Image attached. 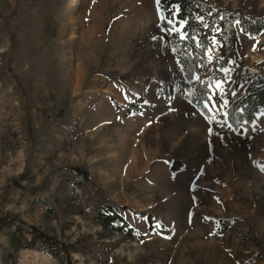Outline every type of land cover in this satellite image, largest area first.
Listing matches in <instances>:
<instances>
[{
  "label": "rangeland",
  "instance_id": "obj_1",
  "mask_svg": "<svg viewBox=\"0 0 264 264\" xmlns=\"http://www.w3.org/2000/svg\"><path fill=\"white\" fill-rule=\"evenodd\" d=\"M221 1L231 7L238 3ZM258 7L264 9V0H258ZM53 9L43 16L27 1L0 0V67L9 74L0 81V210L54 234L70 254L21 249L8 264H264V113L251 122L250 134L240 126L226 135L224 154L214 138L213 156L204 169L207 183L184 193L172 165L184 161L183 139L176 131L179 120H195L188 95L196 79L186 81L174 55L171 35L183 37L175 8L161 17L157 0H59ZM161 19L168 24L160 25ZM239 56L264 76L258 66L264 62V34L239 31ZM214 57L208 54L209 65ZM224 78L210 84L212 92H224L228 72ZM68 97L74 98L69 120L59 122L42 112ZM164 99L170 102L163 104ZM133 103L140 109L127 113ZM165 108L171 113L150 122L152 111ZM206 110L215 135L221 132L217 129L227 131L217 108ZM202 135L191 137L200 139L199 149L205 146ZM188 147L193 149L192 142ZM162 158L171 159L170 172L157 171ZM220 161L229 170L224 179L216 173ZM68 165L88 170L133 227L134 237L103 228L95 217L90 184L66 182L59 189L60 176H75ZM43 179L48 191L31 194L20 187ZM217 181L228 196L221 200V212L211 206L208 211L229 216L231 226L217 233V246L211 248L203 235L186 231L196 224L211 226V215L203 221L197 214L207 208L195 209L190 221L185 215L188 193L207 202L213 191L221 195L215 191ZM160 226L170 233H160ZM6 233L0 232V264Z\"/></svg>",
  "mask_w": 264,
  "mask_h": 264
},
{
  "label": "trees",
  "instance_id": "obj_2",
  "mask_svg": "<svg viewBox=\"0 0 264 264\" xmlns=\"http://www.w3.org/2000/svg\"><path fill=\"white\" fill-rule=\"evenodd\" d=\"M24 1L33 5L36 12L43 16L52 14L53 6L59 2V0ZM158 7L161 17L167 10L175 8L176 19L182 23L183 37L178 38L177 33L171 37H174L175 58L186 81L196 79L191 87L190 100L193 105L207 115L204 101L212 97L209 106L217 108L216 117L220 119L224 130L243 126L247 134H250L251 122L258 113H264V76L258 70L245 66L240 58L239 31L253 36L264 34V9L258 7V0H238L235 7L225 5L221 0H160ZM165 23L167 22L164 19L160 20V25ZM11 38L13 41V37ZM209 53L215 56L210 65L207 59ZM258 66L264 68V62ZM224 71L229 73L230 80L226 82L224 92L218 95L217 92H212L210 84L215 79L225 82ZM201 75H206L203 80L198 79ZM8 76L6 69L0 67V81L8 79ZM241 84L244 85L243 90L233 98L232 93L238 91ZM73 101L72 97L62 98L49 109H42V112L46 117L65 122L70 119V105ZM137 105L138 103H133L127 106L126 112L139 110ZM180 166L181 164L177 165L174 160L172 170ZM66 168L75 176L68 174L60 176L59 189L66 182L77 186L90 184L91 190L88 193L95 199L93 202L95 217L103 228L134 237L133 227L116 211L117 205L107 199L100 186L90 177L88 170L79 165H68ZM20 177L26 178V174H21ZM14 181L18 186V181ZM46 182V179H43L39 185L20 187L31 194H37L40 190H49ZM215 219L218 233L224 232L225 228L231 225V219ZM1 231H7L8 235V245L4 248L2 257L4 264L15 261L16 252L21 249L41 250L54 256L64 253V257L69 258L70 250L67 252L66 244L40 226L24 222L17 213L0 210ZM159 231L163 234L170 233V229L165 226H160Z\"/></svg>",
  "mask_w": 264,
  "mask_h": 264
},
{
  "label": "crops",
  "instance_id": "obj_3",
  "mask_svg": "<svg viewBox=\"0 0 264 264\" xmlns=\"http://www.w3.org/2000/svg\"><path fill=\"white\" fill-rule=\"evenodd\" d=\"M190 87V85H189ZM165 96V95H164ZM190 96H191V87L189 88V95H188V101L189 104L191 105V107H193L195 109V120L193 123H190V121H183V120H179V126L177 127V136L178 139L181 141L183 139V163L181 162H177L178 164H181L180 168L176 169L173 173L174 177H175V182H182L183 184H181V187H185L184 190L186 193V191L188 190H192L194 191L193 187L197 185V188L200 187V185H204L206 182L205 180V174L206 172L204 171L205 167L210 164V160L213 156V146H214V138H215V143L217 146V150L218 152L221 151L222 154H224L227 151L226 148V135H229L231 133H234V131L236 129H230L227 131H223V130H218L217 131H221L218 135H215V128H212L211 124H209V122L207 121L208 116L203 114V112L201 110H199L197 107H195L193 105V103L190 100ZM166 98L168 97L165 96ZM161 102H163V104H167L168 102H170V100H162ZM153 108V107H152ZM154 109V108H153ZM172 110H168V109H163V110H156V111H152L153 114L151 116L150 122L156 124L158 123L160 118H163L165 116L168 115V113H171ZM242 128V127H239ZM203 133L202 135V142L203 144H205L204 147H202L200 145V149L198 146V142L200 141V139L198 140V138L196 139H191V137H193V134L196 133ZM218 133V132H217ZM190 136V137H189ZM198 141V142H197ZM192 142V150H189V143ZM219 143H221V146H219ZM198 155V156H196ZM160 164V165H159ZM156 164V169L158 171L159 168L162 169H166L170 170V166H171V159L168 158H162V162ZM229 171V170H228ZM227 166L223 161H220L217 163V177L224 179L226 177L227 174ZM180 172H185L183 174V177L177 173ZM225 176V177H223ZM188 177V178H185ZM185 178V179H183ZM220 181H217V183H214L215 186V191H218L221 195H219L217 192L214 193L213 191V198L209 199L207 202H212L210 205H202L205 204L207 202H203L202 199L199 197L198 193L195 194L194 196H192L191 193L189 198H190V210L186 213V217H187V221H190L192 218V214L195 213V209L202 207L203 208H207V210H204L203 213H197L198 215H202L201 216V220L203 219V221H205V218H208V215H211L210 217L213 219V221L210 223L211 226H204L203 224H196L193 227L188 228L186 231L190 232L191 234L194 233H198L199 235H203L206 240H210L209 241H205L208 242V244L211 246V248L213 246H217V241H218V234H224L225 231L228 228H225L224 232L222 233H218L216 226H217V221L215 218H224V219H230L229 216H223V215H219V214H214L211 213L210 211H208V207L211 206L213 207V209H215L217 211V207H218V212H221L222 209V204L221 200H225L227 195V188L225 185H222L219 183ZM188 187V188H187ZM206 187L201 186V190H205ZM221 190L224 191V195L221 193ZM181 193V192H180ZM198 199V200H197ZM188 207V208H189ZM196 207V208H195ZM213 216V217H212ZM209 217V218H210ZM201 221V222H203ZM231 226V225H230ZM230 228V227H229ZM185 231V232H186ZM218 233V234H217ZM216 250V248H215Z\"/></svg>",
  "mask_w": 264,
  "mask_h": 264
},
{
  "label": "snow or ice",
  "instance_id": "obj_4",
  "mask_svg": "<svg viewBox=\"0 0 264 264\" xmlns=\"http://www.w3.org/2000/svg\"><path fill=\"white\" fill-rule=\"evenodd\" d=\"M160 0H157V3H159ZM169 23H171V21H169ZM212 101V97H209L207 100L204 101L205 107H208L211 104ZM227 115V114H225Z\"/></svg>",
  "mask_w": 264,
  "mask_h": 264
}]
</instances>
